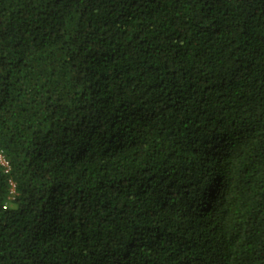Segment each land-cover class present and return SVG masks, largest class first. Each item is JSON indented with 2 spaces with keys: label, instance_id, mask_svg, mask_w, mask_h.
Returning <instances> with one entry per match:
<instances>
[{
  "label": "trees",
  "instance_id": "1",
  "mask_svg": "<svg viewBox=\"0 0 264 264\" xmlns=\"http://www.w3.org/2000/svg\"><path fill=\"white\" fill-rule=\"evenodd\" d=\"M0 152V264H264V0H0Z\"/></svg>",
  "mask_w": 264,
  "mask_h": 264
},
{
  "label": "built area",
  "instance_id": "2",
  "mask_svg": "<svg viewBox=\"0 0 264 264\" xmlns=\"http://www.w3.org/2000/svg\"><path fill=\"white\" fill-rule=\"evenodd\" d=\"M0 168H2L5 173H7L10 169L9 161L2 152H0ZM13 191L14 185L12 182H10V194H13Z\"/></svg>",
  "mask_w": 264,
  "mask_h": 264
}]
</instances>
